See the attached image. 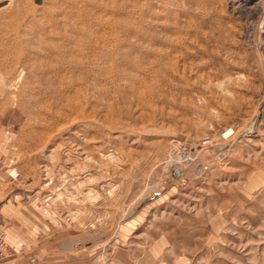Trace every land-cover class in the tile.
I'll return each instance as SVG.
<instances>
[{
	"label": "rangeland",
	"instance_id": "374dc122",
	"mask_svg": "<svg viewBox=\"0 0 264 264\" xmlns=\"http://www.w3.org/2000/svg\"><path fill=\"white\" fill-rule=\"evenodd\" d=\"M263 10L0 0V167L55 263L264 264Z\"/></svg>",
	"mask_w": 264,
	"mask_h": 264
},
{
	"label": "crops",
	"instance_id": "0c3cea01",
	"mask_svg": "<svg viewBox=\"0 0 264 264\" xmlns=\"http://www.w3.org/2000/svg\"><path fill=\"white\" fill-rule=\"evenodd\" d=\"M3 133L0 125V154L3 147ZM0 158L2 159L1 155ZM3 168L0 167V228L5 229L9 242V253L0 264H57L55 255L48 243L42 245L38 234L31 229L22 227L27 220L26 210L16 197L10 196L11 185L5 179ZM60 263L64 264L62 255ZM65 260H68L65 259ZM65 264H69V262Z\"/></svg>",
	"mask_w": 264,
	"mask_h": 264
},
{
	"label": "built area",
	"instance_id": "2783aa9c",
	"mask_svg": "<svg viewBox=\"0 0 264 264\" xmlns=\"http://www.w3.org/2000/svg\"><path fill=\"white\" fill-rule=\"evenodd\" d=\"M8 243L6 241V237L3 233V231L0 230V260L5 257L7 251H8Z\"/></svg>",
	"mask_w": 264,
	"mask_h": 264
},
{
	"label": "bare ground",
	"instance_id": "6f19581e",
	"mask_svg": "<svg viewBox=\"0 0 264 264\" xmlns=\"http://www.w3.org/2000/svg\"><path fill=\"white\" fill-rule=\"evenodd\" d=\"M260 16V15H259ZM261 16H263L262 18H264V10L262 11V13H261ZM260 16V17H261ZM258 21L259 20H257L256 21V23H255V25H254V32H255V42H257V40L259 39V37L261 36V35H263L264 34V30H259V28H258ZM253 32V33H254ZM254 36V35H253ZM257 49V51H258V53H259V55H260V58H261V51H260V49L257 47L256 48ZM261 61H262V58H261ZM264 66V65H263ZM259 103V102H258ZM263 105V104H262ZM256 118V117H255ZM253 127L252 126H249L248 127V129L247 130H249V129H252ZM232 131V130H231Z\"/></svg>",
	"mask_w": 264,
	"mask_h": 264
}]
</instances>
